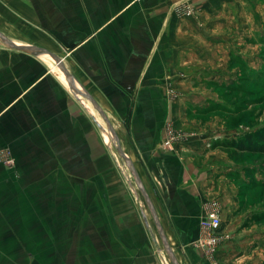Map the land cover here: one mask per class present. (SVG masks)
I'll list each match as a JSON object with an SVG mask.
<instances>
[{
  "label": "crops",
  "instance_id": "obj_1",
  "mask_svg": "<svg viewBox=\"0 0 264 264\" xmlns=\"http://www.w3.org/2000/svg\"><path fill=\"white\" fill-rule=\"evenodd\" d=\"M224 1L0 0V17L27 24V44L62 58L111 120L125 153L137 163L179 264L257 262L255 233H241L235 216L232 168L212 147L234 132L209 130L193 120L208 104L202 86L219 82L202 68L216 59L209 61L203 36L209 8ZM0 32L26 44L1 27ZM83 106L50 59L0 45V150L14 161L11 168L0 164V264H162L142 218L113 217L109 206L103 229L85 240L83 220L61 215L51 222L60 215L57 203L27 204V179L44 186L46 167L40 164L53 162L58 169L63 148L79 164L81 127L87 142L97 132ZM93 109L88 112L95 116ZM48 147L55 154L39 156ZM214 210L226 240L211 251L201 245L200 221ZM85 243L91 251L81 256Z\"/></svg>",
  "mask_w": 264,
  "mask_h": 264
},
{
  "label": "rangeland",
  "instance_id": "obj_2",
  "mask_svg": "<svg viewBox=\"0 0 264 264\" xmlns=\"http://www.w3.org/2000/svg\"><path fill=\"white\" fill-rule=\"evenodd\" d=\"M206 16L204 23H207L208 31L203 37L210 47L209 61L211 58H216V61L202 68H210L213 72L210 77L216 76L219 82H206L202 86L204 96L209 98L208 104L197 111L199 116L193 120L206 125L209 130L233 131V135H229L233 137L258 130L264 126V0H225L209 8ZM0 27L13 39L27 43V24L0 17ZM224 85L233 86L228 90ZM192 86L195 88L198 84L192 83ZM94 117L102 126V135L95 131V136L87 142V130L81 127L78 165L70 148H63L64 152L60 154L63 159L58 169L55 170L56 163L53 162L40 164L39 169L46 167L43 170L46 178L40 179L44 186H35L33 181L36 179H27V188H31V194L30 189L27 190V204L43 202L51 206L57 203L60 215L50 217L51 222L61 215L64 220H83L79 231L85 240L92 235L97 236L96 230L103 229L109 206L113 217L114 214L116 217L121 215L132 222L142 218L147 230L145 236L147 238L146 234H149V242L156 252L158 250L161 263L171 264L132 176L114 148L106 147L111 142L104 122L97 112ZM217 149L224 164L232 168L229 177L240 231L243 234L255 233L253 252L257 255L256 264H264V156ZM42 154L54 155L55 148H41L39 156ZM131 159L137 169V163ZM92 223L96 226L91 227ZM49 224L51 228L48 229L53 231L54 223ZM89 251L91 245L81 244V256ZM85 261L93 260L86 258Z\"/></svg>",
  "mask_w": 264,
  "mask_h": 264
},
{
  "label": "water",
  "instance_id": "obj_3",
  "mask_svg": "<svg viewBox=\"0 0 264 264\" xmlns=\"http://www.w3.org/2000/svg\"><path fill=\"white\" fill-rule=\"evenodd\" d=\"M0 45L3 46L6 49L9 50H13L16 52H20L22 54L25 55H29L32 57H36L40 59L41 55H47L50 58V61L55 65V66H60L65 73L67 74V77L70 81V85L71 88L73 89V91L75 92V94L80 97V99L82 100H86L89 101L92 105V107L98 112L99 115L106 117L101 110L98 108V106L96 105V103L94 102V100L89 96V94L83 89V87L79 84V82L76 80V78L74 77V75L71 73L69 67L66 65V63L64 62V60L62 58H60L59 56H57L56 54L31 45V44H18L15 41H13L12 39H10L9 37L3 35L0 33ZM83 105V104H82ZM84 107V106H83ZM86 114L90 117L92 123L94 124L96 130L102 135V126L101 124H99L96 120V118L94 116H92L88 110L84 107ZM106 145V144H105ZM106 147L108 149L110 148H114V150L116 151L117 155L119 156V158L123 161L124 165L127 167V169L129 170L134 184L139 192V195L141 197V199L143 200L145 207L149 213L150 219L156 229L157 232V236L162 244L163 250L165 252V254L167 255V258L169 259L171 264H179L172 248L170 247L166 236L164 234L163 228L160 224V221L158 219L157 213L155 211L154 205L150 199L149 194L147 193V190L143 184V181L139 175V173L137 172V169L135 168L132 160L130 159V157L114 142H111L110 145H106Z\"/></svg>",
  "mask_w": 264,
  "mask_h": 264
},
{
  "label": "built area",
  "instance_id": "obj_4",
  "mask_svg": "<svg viewBox=\"0 0 264 264\" xmlns=\"http://www.w3.org/2000/svg\"><path fill=\"white\" fill-rule=\"evenodd\" d=\"M190 15L191 10L186 12ZM174 140V136L171 134L167 140L163 143L165 149H170V144ZM0 164L3 167L11 168L14 165V161L9 152L0 150ZM200 228L203 232V238L201 239V245H204L209 250H213L218 247L224 240V236L220 230L222 228V221L216 210L207 213L200 221Z\"/></svg>",
  "mask_w": 264,
  "mask_h": 264
},
{
  "label": "trees",
  "instance_id": "obj_5",
  "mask_svg": "<svg viewBox=\"0 0 264 264\" xmlns=\"http://www.w3.org/2000/svg\"><path fill=\"white\" fill-rule=\"evenodd\" d=\"M232 86L233 85H224L223 87L230 90ZM241 135L216 141L213 143L212 147L221 148L237 154L264 156V126L258 130H253Z\"/></svg>",
  "mask_w": 264,
  "mask_h": 264
},
{
  "label": "bare ground",
  "instance_id": "obj_6",
  "mask_svg": "<svg viewBox=\"0 0 264 264\" xmlns=\"http://www.w3.org/2000/svg\"><path fill=\"white\" fill-rule=\"evenodd\" d=\"M1 33V32H0ZM3 34V33H1ZM4 35V34H3ZM19 44V43H18ZM45 56L46 58L50 59L49 56L47 55H43ZM57 68L60 70L61 74L63 75L64 79L66 80L69 88L73 91V89L71 88V85H70V81L67 77V74L65 73V71L60 67V66H57ZM74 92V91H73ZM75 93V92H74ZM81 102L82 104L84 105V107L89 111V112H92V105L89 101H86V100H82L81 99ZM94 110V109H93ZM95 111V110H94ZM96 112V111H95ZM98 114V113H97ZM99 115V114H98ZM100 118L102 119V121L104 122L105 124V127L107 129V133L109 135V138H110V142H114L115 144H117L121 149V144H120V140H119V136L117 135L113 125L111 124V121L109 120V118L107 117H104V116H101L99 115ZM107 133H106V136H107ZM123 162V161H122ZM126 167V166H125ZM127 168V167H126ZM127 171H129L128 169H126ZM130 173V172H129ZM131 175V174H130ZM147 221V220H146ZM145 221V222H146Z\"/></svg>",
  "mask_w": 264,
  "mask_h": 264
}]
</instances>
